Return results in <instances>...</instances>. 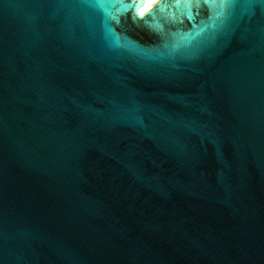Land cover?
<instances>
[{"label": "water", "instance_id": "1", "mask_svg": "<svg viewBox=\"0 0 264 264\" xmlns=\"http://www.w3.org/2000/svg\"><path fill=\"white\" fill-rule=\"evenodd\" d=\"M0 0V264H264V0Z\"/></svg>", "mask_w": 264, "mask_h": 264}, {"label": "bare ground", "instance_id": "2", "mask_svg": "<svg viewBox=\"0 0 264 264\" xmlns=\"http://www.w3.org/2000/svg\"><path fill=\"white\" fill-rule=\"evenodd\" d=\"M155 1H157V0H147V5H150V4H152L153 2H155Z\"/></svg>", "mask_w": 264, "mask_h": 264}]
</instances>
